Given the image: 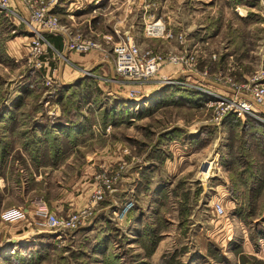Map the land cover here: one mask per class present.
Instances as JSON below:
<instances>
[{"label":"rangeland","instance_id":"obj_1","mask_svg":"<svg viewBox=\"0 0 264 264\" xmlns=\"http://www.w3.org/2000/svg\"><path fill=\"white\" fill-rule=\"evenodd\" d=\"M20 1L28 16L24 2ZM46 1L49 4L54 2L51 10L56 13L55 0ZM121 1L123 0H117L116 3ZM129 1L131 6H134L132 16L134 26L130 22L134 31L124 34H135L134 40L137 45L157 55L170 51L164 49L165 38L144 36L146 24L157 19L181 16L182 11L185 14H192L195 26L189 34H208V31L203 32L205 28L203 25L207 22L213 24L212 27L221 31V34H255L257 25L251 20H262L261 15L259 18L254 11L250 12V8H247L249 12L246 16H241L239 12H244L238 9L241 3L237 2L239 0H234L237 5L232 8L230 0ZM255 1L259 0H249L248 3L252 5ZM16 9L10 5L9 0H0V146L11 148L10 151L15 157L10 161L9 167L13 164L21 168V165L27 167L21 155L22 150L40 151L41 148L30 145L31 141L42 142V138L48 140L47 132L26 131L22 125L25 123L31 126L35 123L37 125L36 121L40 119V125L38 124L40 127L41 124L49 122L48 119L52 120L48 118L47 112L54 103L52 101L59 100L60 93L65 90L79 94L76 96L70 94L63 101L62 107H56V110L73 112L85 105L84 100L81 99H84L86 94L89 96L91 93H105L107 86L100 84L99 75H106L108 72L100 64L91 68L79 67L83 79L75 88H66L63 84L58 88H50L46 84V69L35 65L36 56L31 47L32 36L21 31L26 22L23 21L22 13ZM68 20V17L61 19L62 23L69 25L74 33L98 40L104 48L109 49L107 57L103 55L106 54L105 52L100 54L103 60L113 59V42L108 44L101 36L98 37L96 32L93 35L89 29L72 26ZM258 24L260 26L259 22ZM100 30L104 31L100 33L110 34L104 27ZM261 31L264 33V28ZM23 35L30 36L25 39L28 40L29 50L16 59L6 52L8 49L6 42ZM122 39L121 36L118 41ZM115 42L117 41L114 40ZM94 51L96 50L86 54ZM171 51L177 52L175 49ZM215 52L217 57L211 60L215 62L220 60L216 62L215 66L218 67L216 70L225 75L230 74L231 83L235 86L244 84L239 78L242 73L246 72L252 77L257 71L264 69V64L259 66V59L255 53L253 55L252 52L246 53L248 57L246 61L242 57L243 54L237 53L231 58V65L228 66V61L224 59L230 53L224 50H215ZM49 57L52 69L50 75L52 76L53 70L57 69L53 77L61 81L57 64L59 57L53 52H49ZM69 58L66 61L69 62ZM200 60L201 57L199 63ZM223 61L224 64L220 65ZM164 74L167 73L163 68L144 82L118 76L119 81L123 82V87L126 88L118 101L121 107H126L125 109L134 108L129 110V115L135 116L136 120L129 121V115L117 118L119 121L124 119L123 122H135L137 124L135 129L126 130L125 133L135 136L137 144L141 142L150 144L151 154L161 158L165 156L159 146L164 141L175 140L174 143H177L176 139H178L185 144L190 127L195 128L193 126L195 121L192 120L204 118L207 120V123L203 122L206 125L202 126L200 122L201 126L198 124L200 127L194 130V133H198V147L196 145L197 148H192L189 153L192 155L198 152V154L183 159L182 162L185 163L181 164L174 160H180L182 156L179 157L175 151H170L169 147L164 148L166 151L169 150L167 154L170 157L172 151L177 154L170 159L174 162L169 161L170 165H167V173L164 175L167 178L163 177L164 179L159 180L157 177L151 180L152 190H140L139 188L143 186L138 184V190L131 199H127L125 195L120 196L113 209L110 208L103 214L104 221L108 223L97 236L98 243H94L90 235L86 237L81 232L83 227L86 228L91 224L89 222L76 231L63 233L56 240H52L54 235L47 231L43 236H34L18 243L0 242V264H264V114L262 118L250 116V119L241 123H231L225 116L220 125H215L210 119L212 111L206 110L202 103L212 95V91L218 93V90L208 86L196 88L176 83L165 84L162 82ZM165 88L167 90L172 88L173 91L184 90L180 100V106L183 108L178 111L165 109L159 111L160 106L168 102L165 95L162 96L166 92ZM162 89L164 93L160 94ZM10 94L16 99L21 94L22 100L17 106L23 109L17 115L4 118V113L16 107L14 104L16 99L6 102ZM198 96L202 98L197 99ZM186 99L191 100L188 101V105L184 103ZM100 101L101 99L93 100L94 106L99 105ZM53 106L55 108V104ZM3 118L6 120H2ZM211 122L213 125L210 124ZM187 125L190 127L188 128ZM26 143L29 145H25ZM203 146L205 147L202 148ZM6 171L2 169L0 162V175L9 174L13 180L18 179L14 167H10L8 173ZM160 186H164L165 189L159 190ZM128 200L134 201L133 208L151 207L145 217L148 220L144 216L139 217L138 213L136 215L135 221L138 223L141 224V221L146 220L144 226L130 224L124 227L123 219L120 220L119 217ZM217 201L222 202L225 207L224 217H218L214 211L213 207ZM159 202L164 207L162 213L157 212L156 209L157 206L159 209ZM2 211H0V230L7 228L8 231H17L13 222L1 218ZM128 216L130 217L129 214ZM1 220L10 224L6 227ZM132 220L134 221V217ZM128 230L130 233H127Z\"/></svg>","mask_w":264,"mask_h":264},{"label":"crops","instance_id":"obj_2","mask_svg":"<svg viewBox=\"0 0 264 264\" xmlns=\"http://www.w3.org/2000/svg\"><path fill=\"white\" fill-rule=\"evenodd\" d=\"M9 1L11 6L17 8V11L19 10L23 16H26V10L23 8L20 0ZM116 2L117 0H55L54 11L58 13L57 15L60 19L68 17V22H71L72 26L77 28L84 27L85 30L89 29L92 34L95 32H104L100 30L104 27L112 33L111 35L115 41H118V38H121V36L122 38H125L126 35L135 37V34H124L125 32L133 33L134 31L133 27L130 26V22L133 23L134 26L132 17L134 6H131L129 0H123L120 3ZM237 2H241L238 5V9L244 12H239L241 16L244 17L248 14L249 10L247 8L251 9L250 12L253 13L254 11L258 14L259 18L261 15L262 20H251L252 23L257 25L255 34H221V31L213 28V24L209 22L203 25L205 26L203 32L208 31V34H189L191 29L195 26V19L192 14H185L182 11L181 16H173L174 18L172 16H167V19L162 18V20H165L167 29L172 34L183 33L186 37V43L180 45L175 40L164 39V49L170 51L175 49L178 51L185 47L189 48V50L198 47L201 51L200 65L204 66L208 64L210 71L213 69L211 73L215 75L222 74L221 71L216 70L218 67L215 66L216 62L218 63L220 60L216 62L211 60V54L216 53L215 50H224L230 53V55L228 57L226 56L224 59L228 61V66L231 65V58L237 53L243 54L242 57L245 61L248 58L246 57V53L252 52V55L255 53L256 57L259 59V66L261 67L263 65L262 53L264 51V33L261 31L264 28V0L255 1L252 5L248 3L249 0H239ZM237 2L230 0L231 8L237 5ZM70 15H74V20L70 19ZM21 31H23L24 34L29 33L26 23ZM50 35L52 36L50 37L54 47L57 50H63L67 58L70 57L69 59L71 62L66 61L67 58L64 59L62 57H59L57 61L61 82L66 88L82 81L83 75L79 67L91 68L99 66L100 64V66H104L103 69H106L108 74H100L99 76L101 77L99 78V82L100 84H105L107 89L105 93H91L89 96L86 94V97L81 99L84 100L85 105L80 106L73 112H67L63 109L56 110V107L61 108L63 101H65L70 94L76 96L79 93H71L68 91L65 93L61 92L59 96L60 99L52 101L54 103H52L50 110L47 112L48 118H52V120L48 119L49 122L41 124L40 127H38V124L40 125V119L36 121L37 125H35L36 123L32 126L26 123L22 125L23 129L26 128V131L47 132L48 140L42 138V142H36L35 140L31 141L30 145L41 148L40 151L35 150L34 152H28L26 151L27 149L25 151L22 150L23 154L21 155L24 157L27 167H22L21 165L20 168L13 166V164L10 165V167H14V172L18 179L13 180L9 174L0 175V211L10 207H22L27 213L25 219L13 221L12 224L15 225L17 231H8L7 228L0 230V242L5 244L18 243L33 238L34 236H43V233L47 232L45 227L42 226L44 218L38 214L39 207L36 199L39 196L43 198L50 210L61 216H67L74 211L93 204L94 215L90 221L91 224L86 226V228L83 227L81 232H83V236L87 237L90 235L93 238L92 241L96 243L99 239L97 236L101 229L107 227L106 224L108 223L106 220L104 221L103 217L105 215L103 214L108 212L110 208L113 209V205L115 202L117 203L120 196L125 195L124 197L127 196V199H131L138 190V184H141L143 187L145 186L144 188H139L140 190H152L153 186L151 180L157 177H159V180L166 179L167 177L164 175L167 173V165H170L169 161H171L170 159L175 155L178 154L179 157L182 156L180 160H174L181 162V164L185 163L182 162L183 159H189L197 155L198 152L192 155L189 154L193 150L192 148L196 149L198 147V133H194V130L199 128L201 123L202 126L206 125L204 123H207V120L204 118L192 120L195 121V123H193L195 128L193 129L187 125L190 129L188 131V140L185 144H182L178 139H176L177 143H174L175 140L164 141L161 146H159V149L164 153L165 157L153 156L151 154L152 148L150 144H146V142L137 144L135 136L130 133H125L126 130H134L137 124L135 122H129L131 120H136L135 116L129 115V110L134 108L125 109L126 107H121L118 101V99L123 96L122 92L125 91L126 88L123 87V82H120L118 79L114 69L113 59L103 60L100 55L102 51L99 50L88 54L66 51L64 37L54 34ZM96 35L98 36L100 34ZM29 37L30 36L23 35L22 37L9 40L6 42L8 45L6 52L10 56L16 57V59L23 56L29 50L28 40H25ZM103 55L106 56L104 53ZM220 63V65H222L224 61ZM92 70L94 69L92 68ZM96 72L99 71L96 70ZM164 72L171 76L181 77L182 66L179 64L167 65L164 68ZM223 74L225 75V73ZM226 76L231 77L230 74H226ZM250 77V74L248 75L246 72L239 75L243 83H247ZM190 81L194 84H198H193L197 86L196 88H198V86H208L217 89L218 93L223 95L233 96L235 94L234 89L214 80L199 82L191 78ZM165 89L166 92H162L164 90L162 89L160 94L164 93L162 96L164 97L165 95V99L168 102L166 105H161L159 111L164 109L168 111H178L180 108H183L180 106V100L184 90L173 91L171 90L172 88L169 90H167V88ZM20 95L21 94L18 95L17 99L12 94L7 97L6 102L16 99L14 102L16 107L10 108L4 113V118L9 115H17L20 113V110L23 109L17 106L19 101L22 100ZM194 98L196 99L197 97ZM201 98V96H198L197 99ZM95 99H101L97 106L93 104V100ZM188 101L191 100L186 99L184 103L188 105ZM53 104H55V108ZM37 114L40 115V113ZM123 115H129V121L123 122L124 119L119 121L117 117H123ZM4 118L2 120H6ZM198 124H200V126H198ZM210 124L213 125L212 122ZM25 145H29V143ZM196 145L197 147H195ZM168 147L170 151L173 150L177 154L172 151V157H170V155L167 154L169 150L167 149L166 151L164 149ZM204 147L205 146L202 148ZM10 150L11 148L9 147L6 149L2 148L0 152L2 169L7 170V173L10 169V161L15 158ZM31 153L33 154L30 155ZM174 161L172 160L171 162ZM21 172L24 174H20ZM105 175L115 177V190L106 192L104 200L95 205V202L92 201V196ZM164 189V186H160L159 188V190ZM159 194H161V192ZM9 200L12 201L9 202ZM162 205L163 204L159 202V209L158 206L156 208L157 212L162 213L164 209ZM149 208L151 207L140 209V207L137 206V208H133L129 214L130 217L128 216L127 219L125 218L122 220L124 227L130 224H140L135 221L137 213L139 217L143 218L144 216L145 218L146 214H149ZM132 217H134V221ZM146 220L145 222L141 221V227L145 225ZM1 222L5 224L6 227L10 224L4 223L2 220ZM128 231L127 233H130V230ZM54 238L55 237H52L51 239L56 240V238Z\"/></svg>","mask_w":264,"mask_h":264},{"label":"built area","instance_id":"obj_3","mask_svg":"<svg viewBox=\"0 0 264 264\" xmlns=\"http://www.w3.org/2000/svg\"><path fill=\"white\" fill-rule=\"evenodd\" d=\"M26 6L28 16H23V21L27 24V30L32 36V49L36 56L35 65L38 68H44L47 71L46 84L50 88H58L62 82L57 81L53 77L56 70L50 67L49 52H53L55 56L65 58L63 50H57L48 37V34L60 35L64 37L65 50L76 51L79 53H87L91 50H100L106 53L109 49L104 48L98 40L86 38L80 33H74L69 25L62 23L60 17L52 12L51 7L54 4L47 3L46 0H22ZM74 20V15L69 16ZM101 34L106 43L113 42V63L114 69L120 78L132 79L144 82L165 68L167 65L179 64L182 66V75L171 76L162 75V82L165 84L176 83L181 86L197 87L191 78L202 82L205 80H214L221 82L235 90L233 96H227L220 93L211 92L212 95L206 98L202 106L211 112V120L213 124L220 125L225 116L233 112L240 118L253 116L262 118L264 114V69L257 71L248 79L247 83L241 86H235L231 83V77L223 74H212L208 65L201 67L199 58L201 51L198 47L189 50V48H181L177 52L167 51L160 54H154L151 50H144L136 44L134 37L126 35L125 38L114 43L112 33H96ZM146 38H165L168 40H176L179 44H184L186 37L183 33L172 34L168 29L164 20L157 19L146 24L144 29ZM217 54L211 55L212 59H216ZM264 64V53L262 55ZM54 78V79H53ZM189 80L190 82H188ZM194 84V85H193ZM199 87V86H198ZM201 87V86H200ZM54 93V92H52ZM115 177L103 176L101 183L98 184L92 201L95 205L104 200L106 192L115 190ZM38 214L44 218L42 226L52 233L55 238L59 239L63 233L76 231L85 224L89 223L94 215V205L84 207L74 211L67 216L57 215L49 209L41 196L37 197ZM134 201L128 200L121 212L120 220L128 216V213L134 207ZM214 211L218 217L226 215L225 207L222 202L217 201L214 204ZM26 211L22 207H10L4 209L1 218L7 222L23 220L26 218Z\"/></svg>","mask_w":264,"mask_h":264},{"label":"trees","instance_id":"obj_4","mask_svg":"<svg viewBox=\"0 0 264 264\" xmlns=\"http://www.w3.org/2000/svg\"><path fill=\"white\" fill-rule=\"evenodd\" d=\"M51 34V33H50ZM50 34H48V37H49V39L51 40V35ZM51 36V37H50ZM78 83V82H77ZM76 83V84H77ZM76 84H74L75 86H71V87H69V88H75L76 87ZM66 92V90L65 91H63V93H65ZM250 116H246L245 118H240V117H238L235 113H233V112H231V113H229L227 116H226V120H228V121H230L231 123H241L243 120H246V119H248ZM250 119V118H249ZM1 147V149L3 148V149H6V148H8V146H0ZM131 213V211L128 213V214H130Z\"/></svg>","mask_w":264,"mask_h":264}]
</instances>
